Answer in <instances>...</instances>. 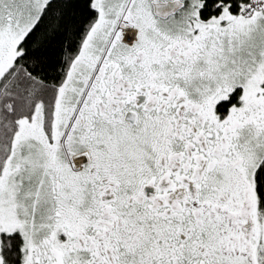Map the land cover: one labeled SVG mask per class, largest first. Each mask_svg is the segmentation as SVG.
I'll return each mask as SVG.
<instances>
[{
    "label": "snow or ice",
    "instance_id": "snow-or-ice-1",
    "mask_svg": "<svg viewBox=\"0 0 264 264\" xmlns=\"http://www.w3.org/2000/svg\"><path fill=\"white\" fill-rule=\"evenodd\" d=\"M0 264H264V0H0Z\"/></svg>",
    "mask_w": 264,
    "mask_h": 264
}]
</instances>
